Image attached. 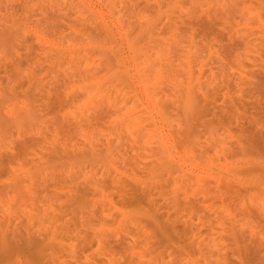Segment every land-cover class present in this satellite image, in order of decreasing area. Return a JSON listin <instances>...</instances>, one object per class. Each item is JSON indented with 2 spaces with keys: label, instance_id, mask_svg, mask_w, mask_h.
Wrapping results in <instances>:
<instances>
[{
  "label": "rangeland",
  "instance_id": "rangeland-1",
  "mask_svg": "<svg viewBox=\"0 0 264 264\" xmlns=\"http://www.w3.org/2000/svg\"><path fill=\"white\" fill-rule=\"evenodd\" d=\"M0 264H264V0H0Z\"/></svg>",
  "mask_w": 264,
  "mask_h": 264
}]
</instances>
